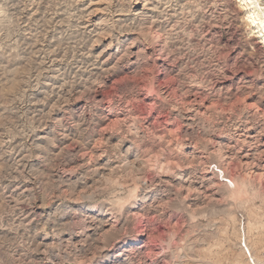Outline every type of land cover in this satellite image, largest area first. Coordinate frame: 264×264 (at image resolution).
Here are the masks:
<instances>
[{
  "label": "rangeland",
  "instance_id": "obj_1",
  "mask_svg": "<svg viewBox=\"0 0 264 264\" xmlns=\"http://www.w3.org/2000/svg\"><path fill=\"white\" fill-rule=\"evenodd\" d=\"M243 15L0 0V264H246L242 228L264 261V52Z\"/></svg>",
  "mask_w": 264,
  "mask_h": 264
},
{
  "label": "bare ground",
  "instance_id": "obj_2",
  "mask_svg": "<svg viewBox=\"0 0 264 264\" xmlns=\"http://www.w3.org/2000/svg\"><path fill=\"white\" fill-rule=\"evenodd\" d=\"M252 4L253 3L248 0H235V5L239 9H243L244 11L243 16H244L245 22L247 23L253 35V38L257 40V44L260 45V48L263 49V52H264V31H263L264 22H262V19L258 17V13L256 10H254V7H252ZM238 237H239L240 252L245 257L246 264H264V261L260 260L257 257L256 252L253 250L252 246L248 242L245 228L239 229Z\"/></svg>",
  "mask_w": 264,
  "mask_h": 264
},
{
  "label": "clouds",
  "instance_id": "obj_3",
  "mask_svg": "<svg viewBox=\"0 0 264 264\" xmlns=\"http://www.w3.org/2000/svg\"><path fill=\"white\" fill-rule=\"evenodd\" d=\"M105 71H107V69H105ZM96 82L94 80H88L85 84L82 85V87H84L87 91L86 93L88 92H93L95 91V88L93 87V85L95 84ZM159 215V214H157ZM157 217L156 216H153L151 219L155 220Z\"/></svg>",
  "mask_w": 264,
  "mask_h": 264
}]
</instances>
